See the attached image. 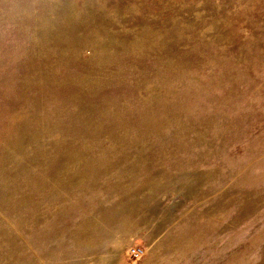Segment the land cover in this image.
<instances>
[{
	"label": "rangeland",
	"instance_id": "374dc122",
	"mask_svg": "<svg viewBox=\"0 0 264 264\" xmlns=\"http://www.w3.org/2000/svg\"><path fill=\"white\" fill-rule=\"evenodd\" d=\"M0 264H264V0H0Z\"/></svg>",
	"mask_w": 264,
	"mask_h": 264
},
{
	"label": "built area",
	"instance_id": "2783aa9c",
	"mask_svg": "<svg viewBox=\"0 0 264 264\" xmlns=\"http://www.w3.org/2000/svg\"><path fill=\"white\" fill-rule=\"evenodd\" d=\"M131 254L134 255V256H140L143 254V251L141 249H133L131 251Z\"/></svg>",
	"mask_w": 264,
	"mask_h": 264
}]
</instances>
